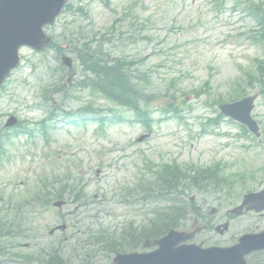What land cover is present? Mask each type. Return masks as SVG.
Here are the masks:
<instances>
[{
    "label": "rangeland",
    "instance_id": "1",
    "mask_svg": "<svg viewBox=\"0 0 264 264\" xmlns=\"http://www.w3.org/2000/svg\"><path fill=\"white\" fill-rule=\"evenodd\" d=\"M262 1L72 0L75 7L81 6L87 11L86 17L75 18L76 26L107 33L111 41L103 45L105 52L129 59L135 62L134 69L150 73L149 91L155 94L168 91L178 95L182 90L185 93L186 107H193L192 111L185 113L187 127L175 119H159V107L170 100L163 98L153 104L158 123L146 143L137 142L136 139L145 133L137 125L110 123L101 132L94 122L72 124L77 118L71 116L67 122L64 118L51 121L50 125H56V129L51 126L54 131H50V140H43L37 123L48 116L52 105L61 107L60 116L62 111L75 112L88 105L106 110L111 108L115 113H106L110 116L119 113L127 121L132 115L94 96L89 90L77 87L81 75L77 63L70 97L64 98L59 91H54V87L64 84L66 78L55 77L50 71L58 63L55 51L36 55L25 48L21 51L23 61L20 67L7 81L6 90L0 91V127L4 126L7 116L14 115L19 121L31 124L36 130L35 139L21 138L13 142L8 158L0 164V192L18 201L37 192V183L45 176L81 180L87 187L91 204L85 208L69 203L62 215L73 213L67 215L72 225L80 222L84 228L88 227L86 225L96 228L102 223L114 226L137 218L139 213L122 204L119 198L121 188L134 183L142 173L144 154L156 163L172 156L181 165L226 164L230 173L245 176L247 190L264 189V96L258 99L253 112L262 127V137L256 141L238 137L239 128L227 120L219 127L210 128L209 133H201L202 124L208 117L215 116L216 108L205 104L207 98L197 100L190 95V91L201 88L210 80L212 94L208 98L212 100L208 102L213 104L215 97L224 94L242 76V68L252 70L254 59L264 58V44L254 39L256 21L247 10L249 2L256 6ZM125 9H133L139 16V27L134 30L130 27L134 20L126 19L115 24ZM72 21V15L63 16L51 33H63L64 24ZM143 25L144 30H141ZM247 190L239 187L237 199L231 202L215 193L219 198L213 194L193 195L197 198V205L219 207L224 213L232 205H237ZM6 202V199L0 201V208ZM87 216L89 218L85 219ZM94 216L99 219L92 218ZM222 217L223 214L218 219ZM26 221L29 228L38 231V241L44 244L47 241L42 238L47 235L46 229L58 224L60 218L57 209L52 208L29 213Z\"/></svg>",
    "mask_w": 264,
    "mask_h": 264
},
{
    "label": "water",
    "instance_id": "2",
    "mask_svg": "<svg viewBox=\"0 0 264 264\" xmlns=\"http://www.w3.org/2000/svg\"><path fill=\"white\" fill-rule=\"evenodd\" d=\"M66 0H0V82L18 64V49L41 37ZM42 48V46H39Z\"/></svg>",
    "mask_w": 264,
    "mask_h": 264
},
{
    "label": "trees",
    "instance_id": "3",
    "mask_svg": "<svg viewBox=\"0 0 264 264\" xmlns=\"http://www.w3.org/2000/svg\"><path fill=\"white\" fill-rule=\"evenodd\" d=\"M72 43V41H71ZM79 57L83 59V64H85V82L88 86L93 87L94 89L104 93L105 95L110 96L114 100L121 101L123 103H130L133 101L131 94L134 93V89L131 87V77L126 74L124 67H126V63L119 59L112 60L113 65H109V63L101 58L100 52L92 49L89 44H84L81 48H78ZM186 174H188L186 172ZM168 176L162 178V182L165 183V180ZM61 183L58 185L60 187ZM52 189L57 188V185H51ZM65 187H60V189H64ZM79 187H75L77 189ZM82 188V187H81ZM62 191H58L55 199L63 198L61 196ZM82 191H78L75 194V200L79 201L82 198ZM55 195V194H54ZM52 195H46L41 198L43 203L49 202V198ZM40 199V198H39ZM162 219L159 221H154L152 223L153 227L157 228H171L172 224H165ZM2 228L11 227V224L2 223L0 225ZM21 225H15L14 228H20Z\"/></svg>",
    "mask_w": 264,
    "mask_h": 264
},
{
    "label": "flooded vegetation",
    "instance_id": "4",
    "mask_svg": "<svg viewBox=\"0 0 264 264\" xmlns=\"http://www.w3.org/2000/svg\"><path fill=\"white\" fill-rule=\"evenodd\" d=\"M262 215H259V217ZM259 227H256V231H259ZM115 237L113 238V244L107 245H97L96 253H87V257H106L109 256L116 257L119 254H139L145 255L152 253L153 249L151 246H145V241L150 239L149 230L142 231L141 229L134 228H118L115 230ZM235 243L232 244H222L221 247L226 249L235 248ZM110 251V252H109ZM105 259V258H104ZM226 264H264V250L251 252L246 255L244 259L237 261V253H230L229 259Z\"/></svg>",
    "mask_w": 264,
    "mask_h": 264
},
{
    "label": "bare ground",
    "instance_id": "5",
    "mask_svg": "<svg viewBox=\"0 0 264 264\" xmlns=\"http://www.w3.org/2000/svg\"><path fill=\"white\" fill-rule=\"evenodd\" d=\"M259 242V241H258ZM261 243V242H260Z\"/></svg>",
    "mask_w": 264,
    "mask_h": 264
}]
</instances>
